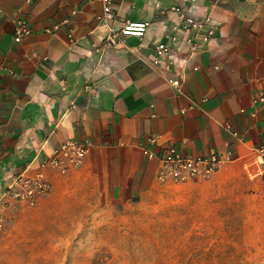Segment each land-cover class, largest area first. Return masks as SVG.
I'll return each instance as SVG.
<instances>
[{
    "label": "crops",
    "instance_id": "obj_1",
    "mask_svg": "<svg viewBox=\"0 0 264 264\" xmlns=\"http://www.w3.org/2000/svg\"><path fill=\"white\" fill-rule=\"evenodd\" d=\"M111 8L113 17L101 20L100 0H0V193L20 172L42 171L52 189L35 209L127 205L157 184L158 158L144 147L159 155L173 145L233 158L182 192L229 195L235 210L264 203V103L253 105L264 89V0H112ZM184 15L218 22L216 36L189 55L182 33L171 68L167 57L155 65L154 45ZM19 19L30 29L22 38ZM138 21L148 22L142 38L103 45ZM68 139L90 142L81 166L41 168Z\"/></svg>",
    "mask_w": 264,
    "mask_h": 264
},
{
    "label": "rangeland",
    "instance_id": "obj_2",
    "mask_svg": "<svg viewBox=\"0 0 264 264\" xmlns=\"http://www.w3.org/2000/svg\"><path fill=\"white\" fill-rule=\"evenodd\" d=\"M158 183L127 205L22 209L0 264H264V203L195 198Z\"/></svg>",
    "mask_w": 264,
    "mask_h": 264
},
{
    "label": "built area",
    "instance_id": "obj_3",
    "mask_svg": "<svg viewBox=\"0 0 264 264\" xmlns=\"http://www.w3.org/2000/svg\"><path fill=\"white\" fill-rule=\"evenodd\" d=\"M103 3V12L100 19L113 17L112 0H100ZM194 1V0H182ZM218 22L211 21L210 17L198 20L189 15L182 16L179 26H174L172 30L165 34V41L159 40L154 45L155 56L153 63H161V58L167 57L168 62L165 68L170 69L174 62L172 47L179 44L182 33H189L185 38L188 43L189 55L194 54L208 40L216 36ZM148 27L147 21L126 22L119 31L111 32L104 40V46H111L121 43L124 36H136L142 38ZM30 34V29L26 23L19 19L15 28V37L22 38ZM2 63L0 62V69ZM171 84L180 88V81L175 79ZM90 90L89 87H86ZM264 103V89H261L253 99V105ZM254 115V112L252 113ZM149 146L157 143L155 136L146 138ZM90 148L88 140L77 142L72 139L64 140L54 147L41 160V168H52L59 174H65L73 168L81 166ZM144 154L149 157H157L159 166L155 180L158 183H188L194 180H206L213 176L221 164L231 161L233 158L228 153L210 151L204 156H195L185 152L176 146H168L163 153L156 155L149 147H144ZM259 162L262 167L260 174L264 176V146L258 148ZM52 189V183L42 171L30 174L22 171L14 176L7 187L0 193V238L14 222L18 213L24 208H30L37 204L38 200L46 197Z\"/></svg>",
    "mask_w": 264,
    "mask_h": 264
}]
</instances>
